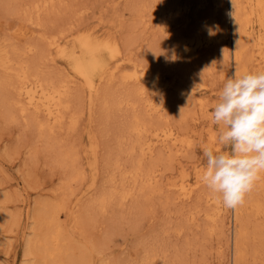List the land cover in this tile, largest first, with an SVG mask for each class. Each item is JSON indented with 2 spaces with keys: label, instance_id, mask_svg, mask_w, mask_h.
Masks as SVG:
<instances>
[{
  "label": "rangeland",
  "instance_id": "obj_1",
  "mask_svg": "<svg viewBox=\"0 0 264 264\" xmlns=\"http://www.w3.org/2000/svg\"><path fill=\"white\" fill-rule=\"evenodd\" d=\"M26 1L29 0H23ZM55 2L51 11L47 9L40 14L43 26L39 32L51 34L65 28L69 45L78 33L115 37L120 41L123 56L131 63H123L124 68L122 64L111 80L99 84L91 105L82 84L71 83L67 115L77 114L78 122L72 128L66 119L60 127H54L56 130L53 128V133L38 135L35 128L17 114L9 119L2 103V98L8 94L0 90V264H232L231 215L227 217L222 213L213 221L207 217L214 206L206 199L216 195L202 184L190 200L183 201L177 196L176 188L167 186L168 182L178 179L181 170L190 181L196 179L195 173H202L206 164L202 151L205 146L215 151L228 150L216 142L218 126L211 123V113L223 84L234 75L264 71V64L254 60L253 42L240 39L242 58L238 74L235 73L227 0H207L203 5H199V0ZM183 5L188 6L187 11ZM16 21V16L0 7V38L8 37L13 43L18 41L9 37ZM209 29L215 32L210 45L193 52L176 50L179 36L191 32L209 35ZM33 36L34 40L39 38L37 33ZM22 42L19 40L16 45L20 47ZM37 44L45 55L39 62L42 74L53 79L67 74L65 63L55 55V60H50L46 44L41 41ZM173 50L178 57L175 61L168 59ZM33 55L29 54L32 63H36L41 55ZM131 60L148 68L156 80L150 83L146 77L139 82L131 80V85L130 80L123 81L122 71H130V66L135 64ZM198 83L201 85L196 86ZM137 89L142 94L136 95ZM132 92L139 101L116 105L118 100L128 99ZM164 97L168 101L160 113L144 107L145 101ZM184 102L186 106L179 111V104ZM132 114L144 117L151 127L167 123L181 129L188 144L175 147L155 143L153 151L142 157L144 167L155 164L153 186L134 188L122 201L113 197L111 203L106 202L109 208L105 205L95 211L97 206L93 203L108 192L109 187L108 190L113 191L114 186L117 193L119 188L130 187L128 176L125 180L118 176L129 167L136 154H129L127 150L133 138L128 132ZM92 139L96 145L94 152ZM63 147L71 148L75 155V163L80 168L78 180L68 176V165L65 168L57 157L58 148ZM114 161L119 163L118 171H111ZM112 174L115 177L110 182L108 178ZM150 188L155 189L150 191ZM260 190L256 183L246 199L261 196ZM117 193L113 196H119ZM55 202L63 204L55 216L61 247L59 252L50 255L45 254L43 248L46 243L50 246L47 237L51 226L47 218ZM90 204L94 208H90ZM251 211L248 209L240 219V224L246 228V238L242 240L244 257L238 264H264V213L255 215Z\"/></svg>",
  "mask_w": 264,
  "mask_h": 264
},
{
  "label": "bare ground",
  "instance_id": "obj_2",
  "mask_svg": "<svg viewBox=\"0 0 264 264\" xmlns=\"http://www.w3.org/2000/svg\"><path fill=\"white\" fill-rule=\"evenodd\" d=\"M55 1L56 0H29L28 2L27 1L23 2V0H0V7L2 6V8L9 15H14L17 17V21L10 28L12 29V31L9 37L13 38V41L23 40L21 46L18 47L16 45L18 41L16 43H13L10 41L8 37L4 38L3 36V38H0V90L7 92L8 94V96L6 95V97L2 98V103L6 107L7 117L9 119L14 117L15 114L19 115L20 117H23L26 122L30 123L35 128L38 135H42L45 132L53 133L52 131L53 128L57 126L60 127V125H62V123L66 121V119H68L69 125L72 128L78 122L77 121L78 116H76L77 114L75 115L69 112L70 113L69 116L67 115V110L69 108L68 95L70 96L69 89H70L71 83H73L74 81H79L82 84L81 86H83L85 90L87 91V100L89 102V105H91L94 95L98 92L97 90H98L99 84L104 80H111L113 76L115 75L116 71L121 70L120 68L122 67V64L130 61L129 58H125L123 56L124 53H123V49L120 44V41L117 38L112 37V36L111 37H108L106 35L105 36L103 35L102 36L101 35L91 36L90 34L78 33L73 37L72 44L69 45L67 44L65 40L66 38L64 34L65 28L64 29L60 28L56 32L51 33V34H47L45 32H39V28L43 26V24H41V20L39 19L40 14L44 10H47V9H49L48 11H51L52 6L54 4H57V2H59V1L57 2ZM206 1L207 0H199V5H203ZM227 2H228V9H229L227 11L228 19H229L228 23L230 27V33H231L230 34L231 36L230 45L232 49L231 58H232V63H233L232 66H234L233 68H235V73L238 72V69L240 67V59L242 58L241 57V46L242 45H240V42H239L240 39L242 40L247 39L253 42V46L256 52L254 60L257 61L258 63L264 64V0H227ZM187 5L182 6V8L185 11L188 10ZM223 15H225V11L223 12ZM36 33L38 34V37H39L37 38L38 40L37 39L34 40V38L31 37ZM29 37H31L33 40L30 39ZM214 39H215L214 36L205 35L201 33L198 34L197 32L196 33L191 32L189 34H186V35L183 34L179 36L175 43V48H177L176 50H178V52L179 51L193 52V51H196L198 49H201L203 47L210 45V43L213 42ZM39 41L44 42L46 44L45 49L46 51H48V54L50 55V60H55L54 59V55H55L56 57L60 58L65 63L66 65L65 71L67 74L65 75L60 74L61 76L57 75L58 77H56V79L47 77L46 75L42 74V72L40 71L39 62L40 60L44 58L45 55L42 54V50L38 47L37 42ZM32 53L41 55L39 60L36 63H32L31 61L32 57H30L29 54L34 56ZM131 61H134V60H131ZM136 63L137 62H135V64L133 63L134 65L130 66L132 67L131 70L126 69L130 71H122L120 78H122L123 81L128 80L129 82L130 80V85H131V82H132L131 80L139 82V81H142L146 77L148 78L150 83L156 80L155 79L156 76L150 73L148 68L142 67L143 65L141 66ZM124 65L125 64H123L122 68H124ZM56 74H59V73H56ZM159 84L161 85L162 83L159 82ZM200 85L201 84L199 83L196 84V86H200ZM135 91H136L135 92L136 95L138 93L139 94L141 93L140 89H137ZM135 93L133 94L132 92L131 96L128 94L130 97H128V99L126 100H123V98L120 96L122 100H118L116 102V105H119L122 102L127 103L129 100L131 101L129 103L132 104V102H135L137 100L135 99V96H136ZM156 94L158 95V93ZM132 95H133V98H132ZM138 97H140V95ZM166 101L168 100L165 97L162 100L161 99L160 100L158 99L147 100L145 101L144 107L146 106L147 109L150 111L159 112V110H162L163 106L167 103ZM180 105L181 104H179L177 109L179 111H182L183 109L182 107H185L186 103L184 102V104H182L181 106ZM141 107L143 108V106ZM181 116L184 117L185 115L181 114ZM130 118L131 119L129 120L130 122L128 125V132L130 133L131 136H133V138L131 142L129 143L130 146H128L127 150H129V154H134V153L136 154H135L134 160H132L129 167L121 171L118 176L120 177V180L121 179L125 180L126 176H128L129 179H131L130 187L129 188H119L120 189L119 193H117L118 192L117 190H114V186L112 189L115 192L109 191L110 190V187H109L108 188L109 190L107 189L108 192H105V194L102 196L98 195L100 197L98 198V200H96L95 203H93V205H95V207L97 206L98 208L96 207L95 209L93 205L90 204L91 206L89 207L94 208L95 211L96 210L100 211V208L105 207V205L107 206L108 205L106 204L107 201H108L107 203H111L109 201L110 199L112 201L113 197L116 198L117 196L118 200L120 201L121 199L122 201V200H125V198H127L132 193V190L134 188L135 189L138 188L139 190V189H143L144 187L148 188V185L150 187L153 184V181L155 180L154 172L156 171V168L154 166L155 164L148 162L149 165L144 167L143 166L144 163H142V157L146 153H151L153 151L155 143L159 142L161 144H164V146L165 144L168 143V144L174 145L175 147H178V146L183 147L188 144V141L185 137L186 135H184L185 137L184 139L183 137L184 132L180 133L182 131L179 126L178 127L180 130L176 129V127H174L173 125H168L167 123H164L162 125L158 124V126L151 127L150 125L149 126L147 125L146 119H144V117L142 116H139L137 114H132ZM95 147L96 145L93 144V139H92L91 149L93 150V152L95 151L94 149ZM58 150L59 152H58L57 157L60 158V161L65 164V168H66V165H68L69 167L68 176H70L71 179L72 178L77 179V177L80 175V171H79L80 168H78L79 166L76 165L75 163V157H74L75 155L73 151L71 152V148L69 147L68 149L67 148L64 149V147L63 149L58 148ZM90 154L92 155V153ZM148 161H150V159ZM92 162L90 165H92ZM111 166H112L111 171L112 170L118 171L116 170L119 168V163L117 161H114L113 164H111ZM92 167L95 168V166H92ZM183 171L181 170L180 172L183 173ZM182 173L181 175L178 173L179 174L178 179H176V181L173 180L171 182H168L167 186L169 185L171 187L176 188V191L178 192V195L177 194L176 195L179 197V199L183 201L184 200L187 201L188 199L190 200L195 190L198 189V186L203 184L201 181L202 173L201 174L195 173L197 177H195L196 179L194 181H190L187 178V174L184 173L183 175ZM114 177L112 174L108 178L109 179L108 181L111 182ZM124 180H122L121 184L120 185L118 184V185L121 186ZM92 181L93 180H91V182ZM115 181H116V178H115ZM113 183L114 181L110 184L112 185ZM257 183H259V187L261 189L260 191L262 192L261 193L262 195L261 196L259 195L260 197L254 196L248 199L245 198V201L242 205L237 206L236 208H233V209L225 208L222 205V203L219 201V199L216 198V196L215 197L210 196V197H207V199L205 198L208 203L213 204L214 206L213 210L208 215L206 213L207 217L210 220L213 221L217 216H220V214L222 213H226L227 217L228 215L229 216L231 215V220L233 223V231L231 235L232 237L231 238L232 240V258H231L232 264H238L239 261H241L240 259L244 257L243 256L244 250L242 247L244 243L242 244V240L244 239V237L246 238V230H245L246 228L245 226L243 227L240 224L241 216L247 213L248 209L249 211L252 210L255 215H258V214L261 215L264 213V174H262V178L258 180ZM153 189L155 188H150V191H152ZM102 191L104 192L105 190H102ZM113 193L115 194L117 193L119 194V196L118 195L113 196ZM62 208H63L62 203L55 202L51 204V208L49 209L51 213L48 215V217L50 218H47V219H48V224L51 226V230H49L48 232L47 240L49 241L48 243L50 244V246H48L47 243L45 244L43 248V252L45 254L52 255L54 253L59 252L60 250V247H61L60 230L58 228V225H56L57 219L55 216H56V213H58L57 211L59 209L61 210ZM210 208L212 209V207ZM101 211H104V210L102 209ZM248 221H246V223ZM144 256H145V253H144ZM144 258H146V256Z\"/></svg>",
  "mask_w": 264,
  "mask_h": 264
},
{
  "label": "clouds",
  "instance_id": "obj_3",
  "mask_svg": "<svg viewBox=\"0 0 264 264\" xmlns=\"http://www.w3.org/2000/svg\"><path fill=\"white\" fill-rule=\"evenodd\" d=\"M208 34L215 32L209 29ZM168 59H178L174 50ZM211 123L218 126L216 142L228 150L202 149L206 164L201 181L225 208L233 209L264 174V71L228 78Z\"/></svg>",
  "mask_w": 264,
  "mask_h": 264
}]
</instances>
